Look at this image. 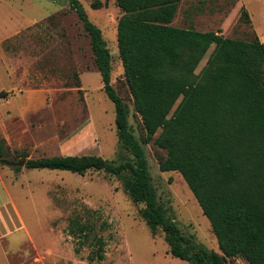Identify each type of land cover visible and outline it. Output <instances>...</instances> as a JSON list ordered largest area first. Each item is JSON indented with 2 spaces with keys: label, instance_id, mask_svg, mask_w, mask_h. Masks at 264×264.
<instances>
[{
  "label": "rangeland",
  "instance_id": "374dc122",
  "mask_svg": "<svg viewBox=\"0 0 264 264\" xmlns=\"http://www.w3.org/2000/svg\"><path fill=\"white\" fill-rule=\"evenodd\" d=\"M102 31L111 52V78L129 108L134 134L145 136L118 55L116 0H78ZM245 7L251 21L241 15ZM174 25L249 38L264 32V0H181ZM209 48L195 72L204 65ZM113 102L103 90L90 37L68 0H0V138L7 159L96 154L114 162L131 158L115 127ZM165 213L195 243L219 251L205 214L181 174L161 171L166 151L143 142ZM120 178L104 171L0 163V264H188L168 251L163 232L152 234ZM93 226L106 241L102 260L79 251L68 223ZM227 264H249L233 257Z\"/></svg>",
  "mask_w": 264,
  "mask_h": 264
},
{
  "label": "trees",
  "instance_id": "16d2710c",
  "mask_svg": "<svg viewBox=\"0 0 264 264\" xmlns=\"http://www.w3.org/2000/svg\"><path fill=\"white\" fill-rule=\"evenodd\" d=\"M68 1L90 37L103 90L114 104L119 144L131 158H26L22 152L18 157L26 158L24 166L117 176L130 199L143 204L139 214L151 233L160 229L170 254L188 264H227L237 256L264 264V42L255 32L243 39L221 30L174 25L181 0H116L122 11L116 24L118 55L145 130L141 140L132 130L127 103L110 81L112 56L101 29L78 0ZM241 15L251 21L243 6ZM149 141L166 151L159 169L177 171L185 180L210 222L219 251L195 243L166 215L143 146ZM7 157L0 138V163ZM67 226L78 238L76 251L88 245L89 261L104 258L106 241L91 224L76 216Z\"/></svg>",
  "mask_w": 264,
  "mask_h": 264
},
{
  "label": "water",
  "instance_id": "95a60500",
  "mask_svg": "<svg viewBox=\"0 0 264 264\" xmlns=\"http://www.w3.org/2000/svg\"><path fill=\"white\" fill-rule=\"evenodd\" d=\"M26 158L22 157L19 158L18 160H10V159H2V163L9 165V166H16V165H20L23 166L25 163Z\"/></svg>",
  "mask_w": 264,
  "mask_h": 264
},
{
  "label": "crops",
  "instance_id": "0c3cea01",
  "mask_svg": "<svg viewBox=\"0 0 264 264\" xmlns=\"http://www.w3.org/2000/svg\"><path fill=\"white\" fill-rule=\"evenodd\" d=\"M256 32L259 34V39H260L262 42H264V32H261V30H260V31L257 30ZM257 36H258V35H257Z\"/></svg>",
  "mask_w": 264,
  "mask_h": 264
}]
</instances>
